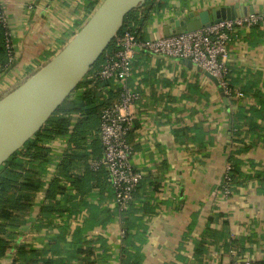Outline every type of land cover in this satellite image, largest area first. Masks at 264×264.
I'll use <instances>...</instances> for the list:
<instances>
[{"label":"crops","instance_id":"0c3cea01","mask_svg":"<svg viewBox=\"0 0 264 264\" xmlns=\"http://www.w3.org/2000/svg\"><path fill=\"white\" fill-rule=\"evenodd\" d=\"M0 1L15 60L10 71L0 69L1 99L63 49L92 15L94 0ZM236 2L264 13V0H168L163 9L152 12L138 38H162L171 19ZM225 64L229 88L243 94L239 99L225 91L227 104L219 87L194 63L136 51L132 74L126 80L127 87L140 95L130 108L134 128L128 136L132 163L142 174L135 203L129 211L119 212L105 166L107 184L93 188L85 203H78L81 197L72 180L93 171L90 160L101 159L99 136L100 154L93 147L80 150L82 157L68 175H62L70 187L57 200L64 204L71 198L78 207L70 202L66 208L73 212L56 213L50 224L44 221L41 210L48 205L46 191L56 177L49 171L26 226L16 232L12 242L39 250L49 248L47 258L65 259L77 244L72 240L74 230L98 213L96 220L103 224H95L82 238L95 247L93 258L98 264H124L120 235L124 225L132 244L128 259L138 256L140 264L264 262V26L235 31ZM120 85L118 81L100 83L95 88L100 103L116 102ZM86 88L72 98L82 96ZM49 146L58 163L70 148L69 136ZM230 161L236 165V179L225 194L223 177ZM75 218L78 221L73 223ZM63 228L70 232L56 241ZM15 256L16 249L10 250L0 264H12Z\"/></svg>","mask_w":264,"mask_h":264},{"label":"trees","instance_id":"16d2710c","mask_svg":"<svg viewBox=\"0 0 264 264\" xmlns=\"http://www.w3.org/2000/svg\"><path fill=\"white\" fill-rule=\"evenodd\" d=\"M167 1L146 0L142 6L132 10L125 17L123 27L76 88L80 89L83 86H87L83 95L76 98H72V95H70L49 118L43 128L0 166V262L10 250L16 249V256L12 264H72V261H76L77 264L99 263L96 258H93L95 257V247L90 241L82 240L89 230H92L98 224H103V222L96 220L98 213H93L89 221L87 220L82 227L74 230L72 240L77 244L73 250L69 251L65 259H49L47 258V255L50 253L49 248L39 250L31 248L27 244L17 245L11 239L18 230L26 226L27 217L33 210L37 193L44 186V176L54 168V165L57 176H66L70 173L75 161L82 157L79 152L80 150L86 152L89 147H93L100 154L101 144L98 132L101 123V112L106 104L105 102L100 103L97 98L98 92L95 88L100 83H96L93 88H90L87 77L93 69L99 68L105 54L115 47L118 35L125 30H131L138 35L140 29L150 20L152 12L155 9H163ZM99 4L100 0H94L91 5V11L94 12ZM2 12L3 7L0 5V14ZM5 40V29L1 28L0 69L2 72L10 71L15 64V61L10 62L9 60ZM77 91L75 90L73 94ZM71 114L77 115V118L73 119ZM66 136H69L70 148L57 164L52 158L49 143ZM90 138L92 141L88 142ZM229 165L231 166V171L229 172L230 185H232L235 182L237 171L233 161H230ZM69 179H72L71 176ZM98 181L100 182L98 183ZM72 183L75 186L76 192L81 197L78 203H85L87 195L93 188L100 186L104 188V185L107 184V171L105 167L97 173L88 171L83 177L77 178L75 181L72 180ZM66 190L67 187L61 184L58 177H55L51 181L46 191L48 205L41 210V216L48 224L51 223L52 216L56 213L63 215L66 211L73 212L66 208L70 202H73V208L78 207L74 199L67 198L64 204L62 201L57 200V196L65 194ZM123 216L125 215L123 214ZM123 227L126 234L121 248L122 254L126 255L124 264H140L138 256L134 257V260L128 259L130 255L128 247L132 244L128 242V227L126 225ZM63 230L65 229L63 228ZM67 230L70 232L69 229ZM67 230L62 231L56 241L65 239ZM53 243L54 240H52L50 245ZM256 264H264V262H257Z\"/></svg>","mask_w":264,"mask_h":264},{"label":"built area","instance_id":"2783aa9c","mask_svg":"<svg viewBox=\"0 0 264 264\" xmlns=\"http://www.w3.org/2000/svg\"><path fill=\"white\" fill-rule=\"evenodd\" d=\"M0 5L1 1H0ZM3 7V6H2ZM264 26V13H248L234 20H225L219 24L205 27L194 32H184L175 37H162L152 40H140L131 30H125L117 36L115 47L108 51L99 68L93 69L87 80L91 84L118 81L120 95L116 102L106 104L101 112L99 136L103 148V155L99 160H90L89 168L98 171L106 167L109 173V187L114 195V203L120 213H125L135 203V192L142 182V174L132 163L133 147L128 136L134 128V116L130 108L140 99V95L129 89L126 80L132 74V61L136 51L146 52L157 56L191 61L201 69L216 77L220 86L228 96L242 98L240 92H233L229 88L226 76L228 69L225 58L228 45L233 33L240 29ZM5 29V46L10 62L14 60L11 35L7 26V18L3 9L0 14V29ZM76 117L73 116V119ZM74 125V123H73ZM72 125V127H73ZM58 164V163H57ZM56 164V165H57ZM61 184L70 187L64 176H57L56 167L52 169ZM228 164L224 174V193L229 194L232 188ZM56 224H62L54 220ZM78 220L73 219V223ZM125 237V231H121ZM230 264H256V262L234 261Z\"/></svg>","mask_w":264,"mask_h":264},{"label":"water","instance_id":"95a60500","mask_svg":"<svg viewBox=\"0 0 264 264\" xmlns=\"http://www.w3.org/2000/svg\"><path fill=\"white\" fill-rule=\"evenodd\" d=\"M145 1L102 0L61 51L0 99V166L33 138L73 94L123 27L125 17ZM248 13H255L254 9L242 6L239 2L211 10L194 11L181 19H171L164 27L163 34L165 38L175 37ZM187 62L192 65L191 61ZM205 73L219 87L227 104L228 98L219 80L209 72Z\"/></svg>","mask_w":264,"mask_h":264},{"label":"rangeland","instance_id":"374dc122","mask_svg":"<svg viewBox=\"0 0 264 264\" xmlns=\"http://www.w3.org/2000/svg\"><path fill=\"white\" fill-rule=\"evenodd\" d=\"M79 90V89H76V91Z\"/></svg>","mask_w":264,"mask_h":264}]
</instances>
